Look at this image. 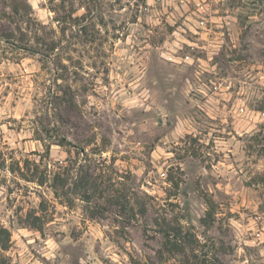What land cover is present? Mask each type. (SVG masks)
Masks as SVG:
<instances>
[{"label": "rangeland", "instance_id": "obj_1", "mask_svg": "<svg viewBox=\"0 0 264 264\" xmlns=\"http://www.w3.org/2000/svg\"><path fill=\"white\" fill-rule=\"evenodd\" d=\"M0 237V264H264V0H0Z\"/></svg>", "mask_w": 264, "mask_h": 264}, {"label": "trees", "instance_id": "obj_2", "mask_svg": "<svg viewBox=\"0 0 264 264\" xmlns=\"http://www.w3.org/2000/svg\"><path fill=\"white\" fill-rule=\"evenodd\" d=\"M63 140H64V137H59V139H57L58 143H56V144L62 146L63 145ZM64 174H63V176H61V174L54 173V177H53V181H52V185H51V187L53 188L52 192L55 194L56 197H59V198L65 196V192L62 191V189H61V188H63V186L65 184L64 183V181H65ZM81 192H84V193H81ZM81 192L74 191L75 197H77V198H79L81 200L89 201L90 196L87 193V191L84 189ZM0 245L2 247H4V243H3L2 239H1V237H0Z\"/></svg>", "mask_w": 264, "mask_h": 264}, {"label": "built area", "instance_id": "obj_3", "mask_svg": "<svg viewBox=\"0 0 264 264\" xmlns=\"http://www.w3.org/2000/svg\"><path fill=\"white\" fill-rule=\"evenodd\" d=\"M199 19L195 20L196 26L203 28L206 24V18L204 16H198Z\"/></svg>", "mask_w": 264, "mask_h": 264}]
</instances>
